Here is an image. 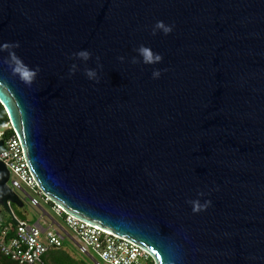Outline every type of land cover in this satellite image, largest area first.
I'll return each instance as SVG.
<instances>
[{
	"label": "water",
	"instance_id": "95a60500",
	"mask_svg": "<svg viewBox=\"0 0 264 264\" xmlns=\"http://www.w3.org/2000/svg\"><path fill=\"white\" fill-rule=\"evenodd\" d=\"M141 44L162 62L131 63ZM0 103L68 214L155 264H264V0H0ZM10 178L0 161L19 226Z\"/></svg>",
	"mask_w": 264,
	"mask_h": 264
},
{
	"label": "built area",
	"instance_id": "2783aa9c",
	"mask_svg": "<svg viewBox=\"0 0 264 264\" xmlns=\"http://www.w3.org/2000/svg\"><path fill=\"white\" fill-rule=\"evenodd\" d=\"M7 130H13L11 123L3 126L0 131V141H5L4 147L0 149V161L10 171L9 186L23 201L30 198L28 188L35 190L50 204V199L40 189L29 167L21 139L14 132L13 137L5 140L4 133ZM31 203L35 207L40 206L35 198H31ZM53 209L57 215L64 218L74 234L64 231L66 237L79 247L82 254L93 259L95 264H155L148 252L129 240L88 224L68 214L61 206L53 204ZM19 221V226H5L0 215V252L3 256L19 264H45V258L50 251L64 247L63 231L61 233L55 229L44 230L39 224ZM96 256L99 260L95 259Z\"/></svg>",
	"mask_w": 264,
	"mask_h": 264
},
{
	"label": "clouds",
	"instance_id": "9594fccd",
	"mask_svg": "<svg viewBox=\"0 0 264 264\" xmlns=\"http://www.w3.org/2000/svg\"><path fill=\"white\" fill-rule=\"evenodd\" d=\"M162 31L163 34L168 35L173 31V25H166L163 21H157L155 25L152 28V34L156 35L157 32ZM7 47V46H5ZM137 55L132 57L131 63L137 64V63H143L145 65H153L162 62L163 56L160 53H153V51L148 47L143 44H141L136 50ZM73 56L84 62L87 63L91 57L92 53L88 51L87 49L80 50L76 53L73 54ZM10 57L12 60L16 61L19 63L18 59L15 57L14 54L10 53ZM119 60L121 62H124L125 57L121 56L119 57ZM97 61V67L96 68H85L84 72L85 75L89 80H93L96 82H99V70H102L103 65L100 63V58H96ZM79 65L76 63H73L71 68H70V74H75V72L78 70ZM39 71V69H36L35 71L32 72H25V78L26 80L30 83L31 80L35 77L36 73ZM161 70L159 69H154L152 72V78L153 79H158L161 76ZM199 196H204L205 194L203 192L198 193ZM188 203L192 205L193 211L198 212L201 210H206L210 205L211 201L206 200L204 203H201L199 199L196 200H190Z\"/></svg>",
	"mask_w": 264,
	"mask_h": 264
},
{
	"label": "rangeland",
	"instance_id": "374dc122",
	"mask_svg": "<svg viewBox=\"0 0 264 264\" xmlns=\"http://www.w3.org/2000/svg\"><path fill=\"white\" fill-rule=\"evenodd\" d=\"M27 192L30 198L24 200V208H13L21 220H27L30 224H35L36 222L40 221L41 225L44 228L48 227L47 220H55L61 227L64 228L65 232L74 235L66 225L64 218L57 215L52 206L49 203L45 202L42 196L38 195V193L32 189L27 188ZM31 198L37 199L40 203V206H33L31 203ZM1 210L2 212H4L5 216H7L10 220H13L12 217L3 208ZM63 236L65 238L64 243L66 250L71 253L80 264H95V261L93 259H91L88 255H84L80 252L79 247L69 238H67L64 232ZM95 259L99 260L98 256H96Z\"/></svg>",
	"mask_w": 264,
	"mask_h": 264
},
{
	"label": "trees",
	"instance_id": "16d2710c",
	"mask_svg": "<svg viewBox=\"0 0 264 264\" xmlns=\"http://www.w3.org/2000/svg\"><path fill=\"white\" fill-rule=\"evenodd\" d=\"M9 123H10L9 116H8L5 108L0 103V131H1L3 126H5ZM13 136H14L13 130H7L4 133V139L5 140H8L9 138H11ZM50 205L53 208V204L50 203ZM15 207H17V206L13 205L14 209H15ZM14 213H15L16 217H18V219H20L19 216L16 214L15 210H14ZM22 221H24V220H22ZM10 225H13V220L10 223ZM45 260H46L45 264H80L76 259L72 258L70 256V254L64 248L50 251L47 254ZM0 264H19V263L11 260L10 258L3 256L0 252Z\"/></svg>",
	"mask_w": 264,
	"mask_h": 264
},
{
	"label": "crops",
	"instance_id": "0c3cea01",
	"mask_svg": "<svg viewBox=\"0 0 264 264\" xmlns=\"http://www.w3.org/2000/svg\"><path fill=\"white\" fill-rule=\"evenodd\" d=\"M0 215H1V220H2V223L5 225V226H8L11 222H12V220H10L7 216H5V214H4V212H2V210L0 211ZM18 218V217H17ZM20 220V219H19ZM24 221H27V220H24ZM48 221V223H47V225H48V227L47 228H44L42 225H41V222L40 221H38V222H36L35 224H39L40 226H42L43 228H44V230H47V229H55L56 231H58V232H61V231H63L64 232V228L63 227H61L55 220H47ZM51 221V222H50ZM28 222V221H27ZM62 233V232H61ZM65 240V239H64ZM65 250H66V247H65V243H64V247H63ZM67 251V250H66ZM68 252V251H67ZM69 253V252H68ZM70 254V256L72 257V258H74V256L71 254V253H69ZM75 259V258H74Z\"/></svg>",
	"mask_w": 264,
	"mask_h": 264
}]
</instances>
